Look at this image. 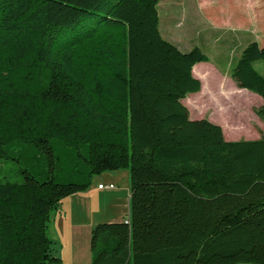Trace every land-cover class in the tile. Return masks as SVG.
I'll return each instance as SVG.
<instances>
[{"label": "trees", "instance_id": "16d2710c", "mask_svg": "<svg viewBox=\"0 0 264 264\" xmlns=\"http://www.w3.org/2000/svg\"><path fill=\"white\" fill-rule=\"evenodd\" d=\"M159 1L0 0V157L30 146L49 166L0 182V264H69L48 235L54 212L119 170L129 215L92 229L87 264H264V138L228 141L190 118L182 100L208 56L162 36ZM258 60L251 42L231 77L262 97L264 122ZM78 158L86 179L59 182Z\"/></svg>", "mask_w": 264, "mask_h": 264}, {"label": "rangeland", "instance_id": "374dc122", "mask_svg": "<svg viewBox=\"0 0 264 264\" xmlns=\"http://www.w3.org/2000/svg\"><path fill=\"white\" fill-rule=\"evenodd\" d=\"M182 3L170 4V0H160L158 11L160 16L159 28L165 35V28L176 35V38L186 36V45L176 44L182 51L191 49V42L197 43L198 36L205 28L206 18L198 12V9L193 7V0H180ZM170 2V3H169ZM174 6V7H173ZM173 9L171 10V8ZM194 18V23L193 22ZM196 45V44H195ZM204 51L210 57L217 70L220 72L219 81L211 78L204 81L202 90L196 93H189L182 102L187 106L190 112V118L208 119L211 122L220 125L223 129L225 139L228 141L236 140H257L264 138V122L257 115V109L263 104V99L260 95L239 88L233 78L231 72L236 65L240 54L230 52L226 48H222V52L215 55L209 46H204ZM208 62V61H205ZM202 62V63H205ZM255 69L264 76V61L258 60L254 63ZM10 158L0 157V182H22L21 169L29 170L39 179H44L48 171V161L46 156L35 148L13 147L9 150ZM56 153L59 155L60 151ZM81 165L69 167L67 162H62L57 170V180L59 182H82L86 178L87 167L80 158L76 159ZM80 160V161H79ZM78 170V171H77ZM79 171L81 173H79ZM124 171V170H119ZM105 174V173H104ZM100 175L92 178V185L89 188L91 199V214L86 218L79 214L75 218V225L80 226L85 219L90 223L96 219L100 223H106L111 211V202L106 193H101L102 198H97V192H105L106 190H98V183H106L99 179ZM104 178V177H103ZM118 187L126 189V193L130 195V183L123 177L116 182ZM107 189V188H105ZM100 196V195H99ZM66 200V199H65ZM64 200V202H65ZM101 200V201H100ZM100 201V206L96 208V204ZM96 202V203H95ZM110 213V214H109ZM59 211L56 210L53 215V221L48 230V235L55 242L56 254L64 261V263H72L75 259V247L69 244L68 238L71 235L69 226L66 230L59 222ZM56 219V221L54 220ZM80 223V224H79ZM97 224V225H98ZM90 247V238L85 243V246Z\"/></svg>", "mask_w": 264, "mask_h": 264}, {"label": "crops", "instance_id": "0c3cea01", "mask_svg": "<svg viewBox=\"0 0 264 264\" xmlns=\"http://www.w3.org/2000/svg\"><path fill=\"white\" fill-rule=\"evenodd\" d=\"M174 1L177 4L182 3L180 0H170L171 3H169L174 4ZM193 7L197 8L198 12L205 16L207 22H205L206 26L202 33L198 36L197 43L191 42L189 44L191 49L198 46L204 51V46L206 45L211 48L215 55L220 54L222 48H226L230 52H238L241 56L245 47L251 42H257L260 46H264V0H193ZM192 23H194V18ZM165 30V35L162 31L160 32L166 40L171 43L174 41L181 46L186 45V36L176 38V35L166 28ZM193 75L201 81L202 90L204 81L208 80V78L219 81L221 74L208 56V62L198 63L193 67ZM123 177L130 183V175L127 170L106 172L99 177L100 180H104L106 183L99 182L98 190L106 191L97 192V198L101 199V193H106L111 202L110 213L112 214L109 213L110 215L105 222H122L129 215L130 195L126 193L127 188L121 189L116 183L119 178ZM100 184L105 186L114 185V188L101 189L99 188ZM89 191L88 189L86 192L71 195L65 198L66 200L63 199L58 208L61 216L59 222L64 230L69 226L71 231V235L68 238L69 244L76 248L73 251L75 259L72 263L87 264L92 261L93 257L91 232L99 221L96 219L95 221L91 220L89 223L85 219L84 223H79V227L75 225V218L79 214H83L85 218L91 214V207L93 206H91L92 197H90ZM100 201L96 204L97 209L100 206ZM54 220L56 221V219ZM89 238L90 247L88 248L85 243Z\"/></svg>", "mask_w": 264, "mask_h": 264}, {"label": "built area", "instance_id": "2783aa9c", "mask_svg": "<svg viewBox=\"0 0 264 264\" xmlns=\"http://www.w3.org/2000/svg\"><path fill=\"white\" fill-rule=\"evenodd\" d=\"M99 188H101V189H104V188H110V189H113V188H114V185L105 186V185H103V184H100V185H99ZM126 222H128V220H126Z\"/></svg>", "mask_w": 264, "mask_h": 264}]
</instances>
